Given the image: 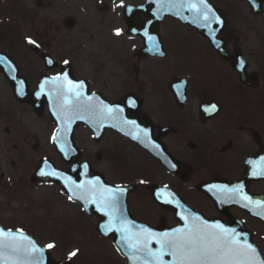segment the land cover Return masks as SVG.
<instances>
[{"label":"rangeland","instance_id":"374dc122","mask_svg":"<svg viewBox=\"0 0 264 264\" xmlns=\"http://www.w3.org/2000/svg\"><path fill=\"white\" fill-rule=\"evenodd\" d=\"M135 1L115 0L101 11L97 8V0H0V50L16 61L24 76L32 72L29 84L34 89L38 76L47 72L38 55L28 50L23 39L38 40L41 51L49 53L58 64L69 61L76 76H94L95 86H102L110 100L118 99L124 92V83L126 86L136 77L134 67L144 90L145 75L148 78L151 74L177 75L188 69L199 73L227 72L196 32L170 18L160 25L163 46L168 53L166 59H137L135 51L142 43L139 38L126 34L121 6ZM213 1L225 12L236 9L237 14L227 16L244 53L250 48H261L263 20L249 18L245 7L233 0ZM66 19H73L74 25L67 26ZM117 29L121 30L120 35H116ZM10 30L19 38L11 41ZM5 33L10 39H5ZM256 70L264 72L261 68ZM54 73L57 70L49 72ZM155 84L156 79L149 80L144 91L149 106L153 94L148 88ZM54 129L46 108L38 117L27 104L15 102L10 87L0 74V224L31 233L46 246L53 244L55 258H63L67 252L76 250L79 264H92L93 261L122 264L114 256L110 244L96 236L95 221L84 218L79 206L69 201L59 187L28 181L39 158L47 157L57 168H65L50 143ZM87 134L85 128L75 132V142L83 151V158L109 182L116 181L102 158L92 161L95 155L103 154L105 145H92ZM129 147L123 145L124 150ZM132 153L137 157V152L132 150Z\"/></svg>","mask_w":264,"mask_h":264},{"label":"flooded vegetation","instance_id":"af4514ba","mask_svg":"<svg viewBox=\"0 0 264 264\" xmlns=\"http://www.w3.org/2000/svg\"><path fill=\"white\" fill-rule=\"evenodd\" d=\"M144 1L137 0V5ZM101 4L107 9L109 3ZM243 6L249 18L264 22V13L253 15L247 4ZM226 12L237 14L236 9ZM146 16L144 12L134 14L138 19ZM238 38L232 27L224 44L229 61L219 58L205 43L227 72L186 70L178 76L186 83L183 100L175 99L168 90L169 80L176 77L173 74L151 75L150 79L145 75L148 83L156 79L155 86L148 88L153 94L150 106L144 98L148 83L144 90L137 74L126 86L125 82L123 94L132 93L142 100L141 112L135 117L139 123L136 137L150 144L151 150L106 128L98 136V145H105V149L93 161L99 157L108 164L117 179L111 181L113 184H136L127 196L135 219L168 228L181 226L178 214L236 219L252 232L264 257V215H257L264 213V208L242 198L247 195L264 203V72L256 70L264 69V42H259L258 50L250 48L244 53ZM239 66L245 74L237 73ZM86 79L89 92L104 94L102 86H95L94 76ZM212 104L216 109L205 111ZM86 129L88 142L94 144L96 134ZM122 143L130 144L137 157L132 152L123 153ZM225 186L229 190L239 186L240 194L222 191ZM71 262L77 264V258Z\"/></svg>","mask_w":264,"mask_h":264},{"label":"snow or ice","instance_id":"6c2138e0","mask_svg":"<svg viewBox=\"0 0 264 264\" xmlns=\"http://www.w3.org/2000/svg\"><path fill=\"white\" fill-rule=\"evenodd\" d=\"M160 2L161 7H187L206 23L213 19L220 23L219 17L215 16L207 0H160ZM120 34L121 30L117 29L116 35ZM28 42L35 44L31 39ZM67 63L68 61H65V64ZM47 83L54 85L51 91L55 93L59 111L63 113V118L69 121L75 117L83 119V113L91 114L101 120L116 119L118 113L122 111L103 102L100 105L93 103L95 94L92 97H85L83 83H75L68 79L67 73L58 74L50 78ZM43 88L44 84L41 85V90ZM215 109L216 105L212 104L210 109L205 108V111ZM126 123L135 125V121H126ZM55 139L56 137L53 136V140ZM77 187L82 193L78 198L86 201L90 199L97 205L98 210L109 217V222L102 226L103 230L106 233L113 230L121 233L122 240L131 250L132 258L139 261V264H264V258L256 247L243 238L247 234L238 232L235 228L226 227L220 222L209 223L191 214L187 216L178 214L184 220L185 226L175 228L171 232L156 233L143 226L133 231L135 226L132 222L120 215L119 201L123 189L107 187L99 181V178ZM222 191L240 194L239 186L230 190L225 186ZM71 198L70 196L69 199ZM242 198L249 204L254 203L257 207L264 208V203L252 201L247 195ZM257 215L264 213L258 212ZM153 241L159 246L158 248L151 247ZM53 247L51 243L46 246L47 249ZM44 251V248L38 247L34 240L24 235L22 230L0 229V264H43ZM76 255L77 251L71 252L69 259ZM165 256H170L171 261H166Z\"/></svg>","mask_w":264,"mask_h":264},{"label":"water","instance_id":"95a60500","mask_svg":"<svg viewBox=\"0 0 264 264\" xmlns=\"http://www.w3.org/2000/svg\"><path fill=\"white\" fill-rule=\"evenodd\" d=\"M239 1L252 2L253 0ZM261 2H264V0H260V3ZM150 3L151 0H147L144 6L131 9L132 11L145 10L146 13H150ZM207 3L211 7L215 16L219 17L220 23H217L215 19L206 23L194 11L188 9L187 7H161V2L160 0H158V15L148 16L146 20L140 25L139 22H132L131 12L128 11L130 10V8L127 7L125 10V20L131 28L130 32L133 34H139L142 37L144 43V47L141 51L138 52V54L144 57L164 56V52L162 51L158 34L159 23L165 16H171L181 23H187L194 27L201 35L209 39L214 49L218 52L220 56H222L223 58H228L222 44L220 43L221 41L217 40V35L227 34V30L225 29L227 21L225 17L221 14V12L217 10L213 6V4L209 2V0H207ZM68 23L72 25L71 21H68ZM29 46L34 52L37 51V48L34 45L29 44ZM42 58L44 59L47 68H53L54 63L48 56L44 55L42 56ZM49 61H51V63H49ZM0 73L4 75L9 85L11 86L15 100L20 103H27L29 106L32 107L33 112H35L37 116L42 115L44 105L47 104L50 120L57 125V130L53 134L56 139L53 140L52 136V144L59 158L65 164L69 165V168H67L66 170H58L54 167V165L50 162L49 159H40L38 165L35 167L34 173L30 176V181L33 183H55L60 186L69 197H72L71 199L77 200L83 205L85 214L88 217L95 216L98 218L99 223L96 226L97 233L101 237H112L113 243L117 246V248L121 249L120 243L122 239L120 237L116 238V236L113 235L114 231H108L106 233L103 230L102 226L105 225L104 215L102 214V211L98 210L97 205L92 203L90 199L86 201L85 199L78 198L82 193L77 186L86 185L89 181H94L97 178H99V181L103 185H106L108 187L103 176L99 172L93 170L87 161L80 160L81 152L75 147L73 141V131L77 128L79 124H89L92 121L91 114L83 113V119L75 117L72 118L70 121L68 119L63 118V113L59 111V108L57 106L55 93L51 91L54 88V85H52L51 83H47L50 78L42 76L37 85V89L34 92L29 91L26 79L22 76H19L18 66L10 57H8L3 52H0ZM64 73H67L68 79L72 80V71L68 64H64L61 67L60 75ZM42 84H44L43 90H41ZM170 89H172L171 85ZM37 93H39V95ZM83 94L85 97H91L88 96L85 91L83 92ZM130 98V96H125L115 103L104 102V104L110 105L116 109H120V107L125 106L126 108L124 110L122 109V111L120 112L121 115L125 116L127 113H134L133 110L128 108V101L130 100ZM138 106H140V103L138 104ZM110 125L112 128V119L110 121ZM41 172L49 174L41 175ZM73 193H75V195H73ZM221 223L224 224L226 227L235 228L238 232L245 233L242 226H240L239 224H236L234 222ZM243 238L247 239L248 242L252 244L251 239L247 235ZM50 264L54 263L50 261Z\"/></svg>","mask_w":264,"mask_h":264}]
</instances>
